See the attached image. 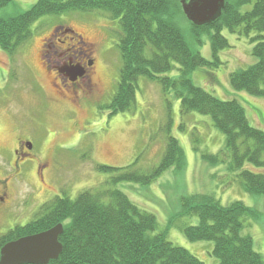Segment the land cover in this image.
<instances>
[{
  "label": "rangeland",
  "instance_id": "rangeland-1",
  "mask_svg": "<svg viewBox=\"0 0 264 264\" xmlns=\"http://www.w3.org/2000/svg\"><path fill=\"white\" fill-rule=\"evenodd\" d=\"M38 1L12 0L0 7V17L24 12ZM254 2L242 4L240 10H250ZM178 24L192 48L213 60L209 35L203 33V43L198 44L184 12ZM31 27V38L15 53L0 47V148L8 153L18 134L30 138L44 173L42 177L33 170L26 177L9 179L6 194L0 190V236L25 225L45 201L56 196L74 199L86 189L118 188L140 208L155 214L158 229H167L174 244L187 248L206 264H217L219 258L212 253L214 241L190 240L183 230L197 224L198 216L182 214L181 198L207 194L223 205L242 200L257 208L258 216H248L242 232L253 237L254 248L264 258V193L246 191L240 175L244 168L264 173V166L247 161L241 169H230L231 159L224 155L226 135L213 124L211 115L198 111L183 115L180 99L173 92L165 93L157 80L145 76L138 78L134 105L127 111L110 114L107 106L117 89L121 70L122 29L118 19L98 10L67 11L45 14ZM66 27L75 29L80 36L70 35ZM56 29L68 42L65 47L78 45V41L90 45L92 70H96L92 88L80 84L75 91L73 85L56 83V69H47L41 60L44 45L51 44L49 40ZM222 33L230 46L219 51L221 63L198 66L191 78L222 99L236 98L244 105L250 123L264 130V97L233 88L229 79L233 71L257 61L251 39L258 32L246 35L224 27ZM74 54L68 55L75 59ZM166 74L177 75V67ZM169 134L179 140L184 151L183 168L173 165L148 184L134 180L113 182L112 175H118V171L110 173L98 168L100 164L126 167L137 162L134 168L147 173L160 163ZM207 153H219L221 161L212 163L203 156ZM4 160L0 154V163Z\"/></svg>",
  "mask_w": 264,
  "mask_h": 264
},
{
  "label": "trees",
  "instance_id": "trees-1",
  "mask_svg": "<svg viewBox=\"0 0 264 264\" xmlns=\"http://www.w3.org/2000/svg\"><path fill=\"white\" fill-rule=\"evenodd\" d=\"M11 1L0 0V7ZM182 1L39 0L24 12L0 17V47L15 53L31 38L32 24L45 14L102 11L118 19L122 29L120 78L107 106L110 114L127 111L134 105L139 76L157 80L165 93L173 92L180 99L183 115L191 111L211 115L213 124L226 135L224 155L231 159L230 169H241L247 161L264 166V130L250 123L244 105L236 98L218 97L191 78L196 67L221 63L219 51L230 46L222 33L224 27L246 35L257 31L251 39L257 61L233 71L229 79L233 88L264 97V0H255L247 11H241L240 6L251 0H226L221 15L213 22L195 25L190 21L198 44L203 43V33L209 35L213 60L192 48L178 24L184 12ZM66 28L70 35L80 36L75 29ZM175 67L177 75L166 74ZM171 121L169 118V124ZM203 156L214 164L221 161L219 153ZM136 164L97 165L101 171L119 172L112 175L113 182L134 180L148 184L173 165L177 169L185 167L184 151L179 140L169 134L157 166L144 173L134 168ZM240 175L246 191L264 193V173L244 168ZM181 203L183 215L198 216L197 224L184 227L186 236L193 241L213 240L217 264H264L262 254L254 248L253 237L242 232L245 219L258 216L257 208L242 200L223 205L207 194L184 195ZM58 223L64 225L59 237L63 250L51 264H206L187 248L174 244L167 229L159 230L155 214L140 208L124 191L102 186L83 190L74 199L56 196L45 201L32 220L0 236V249L10 240Z\"/></svg>",
  "mask_w": 264,
  "mask_h": 264
},
{
  "label": "flooded vegetation",
  "instance_id": "flooded-vegetation-1",
  "mask_svg": "<svg viewBox=\"0 0 264 264\" xmlns=\"http://www.w3.org/2000/svg\"><path fill=\"white\" fill-rule=\"evenodd\" d=\"M51 36L52 39L49 40L51 44L45 43L40 58L45 62L47 69L53 67L56 69L54 76L56 83L73 85L75 91L80 84L92 88L95 84L93 74L96 70H92L94 60L88 52L90 45L87 42L78 41V45L69 44L65 47L68 42L60 37V29H56ZM70 53H75V59L68 55ZM30 140L18 134L8 153L4 147L0 148V154L5 157V160L0 163V190L2 189L5 194L9 188V179L26 177L33 170L43 177V162L35 154V143ZM1 199L4 200V197Z\"/></svg>",
  "mask_w": 264,
  "mask_h": 264
},
{
  "label": "water",
  "instance_id": "water-1",
  "mask_svg": "<svg viewBox=\"0 0 264 264\" xmlns=\"http://www.w3.org/2000/svg\"><path fill=\"white\" fill-rule=\"evenodd\" d=\"M226 0H183V11L195 25L213 22L221 15ZM63 223L6 242L0 249V264H49L57 259L63 244Z\"/></svg>",
  "mask_w": 264,
  "mask_h": 264
}]
</instances>
